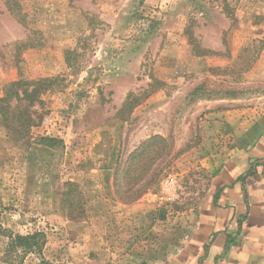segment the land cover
Segmentation results:
<instances>
[{"label": "rangeland", "instance_id": "374dc122", "mask_svg": "<svg viewBox=\"0 0 264 264\" xmlns=\"http://www.w3.org/2000/svg\"><path fill=\"white\" fill-rule=\"evenodd\" d=\"M42 78L27 132L0 118V264H159L197 221L206 165L264 132V0H0V96ZM117 173L124 197L153 186L123 202ZM36 231L44 261L6 253Z\"/></svg>", "mask_w": 264, "mask_h": 264}, {"label": "crops", "instance_id": "0c3cea01", "mask_svg": "<svg viewBox=\"0 0 264 264\" xmlns=\"http://www.w3.org/2000/svg\"><path fill=\"white\" fill-rule=\"evenodd\" d=\"M206 165L211 183L190 235L159 264H264V132Z\"/></svg>", "mask_w": 264, "mask_h": 264}, {"label": "trees", "instance_id": "16d2710c", "mask_svg": "<svg viewBox=\"0 0 264 264\" xmlns=\"http://www.w3.org/2000/svg\"><path fill=\"white\" fill-rule=\"evenodd\" d=\"M52 81L53 78H42L30 81L17 80L6 86L3 95L0 96V118L9 133H18L21 135L27 132V128L31 126L33 121L30 108L34 107L36 104L43 105L41 94L48 89V86ZM145 142L143 144H145ZM149 153L150 150L147 149V147L142 149H140V147L136 148L126 159L127 168H125L124 174L130 172L132 167H135L136 165L138 166L140 162L139 160L143 156H147ZM154 176L155 174H152L151 177L148 176L145 178L142 184V187H144L143 189L150 188L149 185L154 182ZM137 177L136 174L131 175V179H143V176H139V178ZM125 183L128 185V182ZM115 186L118 198L123 202L132 200L133 197L141 195L144 191L143 189H138L133 194V197L122 196V185L119 181L118 173ZM131 189L132 188L129 187L126 192ZM7 239L6 253L10 254L19 250L23 255L31 253L36 254L42 261H44L42 256L44 238L43 233L40 231L26 233L24 235L11 233L7 236Z\"/></svg>", "mask_w": 264, "mask_h": 264}, {"label": "built area", "instance_id": "2783aa9c", "mask_svg": "<svg viewBox=\"0 0 264 264\" xmlns=\"http://www.w3.org/2000/svg\"><path fill=\"white\" fill-rule=\"evenodd\" d=\"M170 183V181H169V179L167 178V179H165L164 181H163V183H162V186L164 185V186H167V184H169ZM166 191H168V190H166ZM168 197L170 198V199H172V198H174V197H176L175 196V193L174 192H169L168 191Z\"/></svg>", "mask_w": 264, "mask_h": 264}]
</instances>
